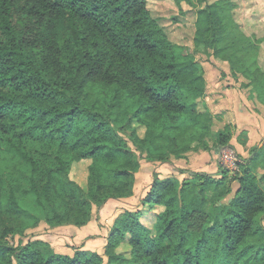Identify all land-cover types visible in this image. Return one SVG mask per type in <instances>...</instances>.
<instances>
[{
  "label": "trees",
  "instance_id": "1",
  "mask_svg": "<svg viewBox=\"0 0 264 264\" xmlns=\"http://www.w3.org/2000/svg\"><path fill=\"white\" fill-rule=\"evenodd\" d=\"M148 2L0 0V264H264L258 146L237 171L221 164L219 177L153 173L141 210L116 219L103 254L56 253L27 234L73 236L95 209L134 197L142 161L231 147L230 131L213 133L210 111L200 110L208 86L201 47L241 72L264 103V71L232 0H174L196 10L193 52L171 40ZM84 160L82 186L71 172ZM124 242L129 254L119 250Z\"/></svg>",
  "mask_w": 264,
  "mask_h": 264
},
{
  "label": "rangeland",
  "instance_id": "2",
  "mask_svg": "<svg viewBox=\"0 0 264 264\" xmlns=\"http://www.w3.org/2000/svg\"><path fill=\"white\" fill-rule=\"evenodd\" d=\"M232 1L236 5L234 19L239 24L242 33L254 40L257 51L256 60L259 63V65L258 63L257 65L264 68V0ZM181 6L182 7L179 8L174 0H149L148 2V8L150 9L152 16L159 19L161 25H163L168 32L171 40L177 44L186 46L187 49L193 52L196 10L187 2H182ZM201 6L202 5L199 7ZM200 51L201 53L196 55V59L204 68L206 75L212 76L213 79L218 81H220V78L224 85H228V88L235 89L234 91L237 90L236 92L241 96L246 91L252 90L251 87L248 88L246 87L247 85H245L246 83H249V80L241 72H234L231 64L222 61L221 58H215L212 56L211 52L208 55L202 54L204 53V47H201ZM247 62V65L253 67L251 60ZM233 81H236V84H232V86L229 85L230 83H233ZM212 97L213 99H216L215 96ZM207 103V100L206 102H200V110H205L206 108L209 110ZM210 114L212 118L215 116L212 111H210ZM140 132L142 133L143 129H141ZM232 143L234 145L235 142ZM233 147L236 146L234 145ZM226 149H221L220 152L219 149L218 152L214 149L212 152L204 151V155H202L201 151L195 153L193 152L192 154L188 155L187 160L173 159L172 163L170 164L149 163L147 161H142V170L136 174V177L138 178L135 187L136 196L134 195V197L123 199L121 201H113L108 203L107 206L105 205L106 207L104 206L100 210L95 209V218L90 223V225H93L94 228L90 227L89 231L87 232L82 231V229L79 231L74 229L75 234L73 236L72 232L70 231L69 236H66L62 235V232L59 231V229L46 230L44 228H40L34 232L29 230L27 234L28 236H32L34 233L37 235L38 239L50 243L55 249L56 253L68 254L70 253V249L74 250L75 248H82L81 250L84 251L98 252L103 254L110 228L116 219L127 210H141V198H144L151 189L153 184V173L158 172L162 179H165L175 173L177 174L179 170L183 169H201V171L203 169V172L214 173L218 175V168L222 164V156L225 153V156H229V152L233 154L235 161H231L228 157V161L224 159V164L227 168H230L229 170H235L230 165L242 161V156L232 147H230L228 151ZM225 150L226 152L224 153ZM89 164L90 160H84L76 163L74 164L71 172L72 179L82 186H85L86 184L88 175L87 168ZM258 174L260 175V173ZM178 178L182 180L186 177L178 175ZM233 194L231 196H233ZM156 210H158V212L160 211V209ZM153 220L154 217L152 214H146L141 218V221L147 225H151ZM80 231L82 232L78 236ZM17 241L18 240H16L15 243L18 244ZM91 241L92 244H89ZM88 244L90 246H88ZM119 250L126 251L127 254L130 253L128 244L126 242L121 245Z\"/></svg>",
  "mask_w": 264,
  "mask_h": 264
},
{
  "label": "crops",
  "instance_id": "3",
  "mask_svg": "<svg viewBox=\"0 0 264 264\" xmlns=\"http://www.w3.org/2000/svg\"><path fill=\"white\" fill-rule=\"evenodd\" d=\"M260 69L264 71L262 66H260ZM206 78L208 83L206 100L209 110L215 115L212 118V132L216 134L217 132L225 130L230 131V144L235 142L234 145L236 146L233 147L234 145L232 143L231 147L239 153L243 159H251L253 157V149L257 146L262 149L261 151H264V103L257 98L256 93H253L252 90L246 91L241 96L238 95L236 92L237 90L234 91L235 89L228 88V85H224L220 78V81L213 79L212 76L209 75H206ZM232 84H236V81H233V83L229 85L232 86ZM248 84L246 83L245 85ZM212 96H215L216 99H213ZM213 144L214 141H209L211 147ZM201 153L204 155V151ZM192 171L203 172L204 170L193 169ZM219 176L220 174L216 177ZM113 201L114 200H111L108 203ZM90 227L94 228V226L89 223L88 226L82 228V231L87 232ZM82 231L78 233V236ZM89 244H92V241ZM89 244L88 246H90ZM65 255L73 256L74 250L70 249V253Z\"/></svg>",
  "mask_w": 264,
  "mask_h": 264
},
{
  "label": "built area",
  "instance_id": "4",
  "mask_svg": "<svg viewBox=\"0 0 264 264\" xmlns=\"http://www.w3.org/2000/svg\"><path fill=\"white\" fill-rule=\"evenodd\" d=\"M226 149V148H225ZM228 149L229 148H227L226 150L228 151ZM226 150L224 151V153L226 152ZM226 154V153H225ZM225 154L222 156V164H223V166L225 167V168H227L226 167V165L224 164V162H225V160H227L228 161V157H229V159L231 160V161H235V159H234V156H233V154L231 153V152H229V156L227 155V156H225ZM225 159V160H224ZM240 162V161H239ZM230 166H232L235 170H232V171H237L238 170V162H236V163H234L233 165H230ZM227 169H230V168H227Z\"/></svg>",
  "mask_w": 264,
  "mask_h": 264
}]
</instances>
